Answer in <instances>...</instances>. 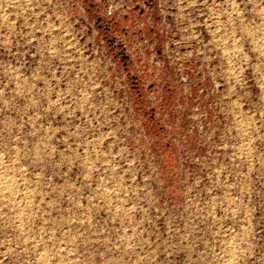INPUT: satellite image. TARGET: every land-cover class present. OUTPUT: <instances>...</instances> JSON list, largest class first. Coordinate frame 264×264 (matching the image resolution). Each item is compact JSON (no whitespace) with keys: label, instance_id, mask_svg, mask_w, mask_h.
<instances>
[{"label":"rangeland","instance_id":"obj_1","mask_svg":"<svg viewBox=\"0 0 264 264\" xmlns=\"http://www.w3.org/2000/svg\"><path fill=\"white\" fill-rule=\"evenodd\" d=\"M0 264H264V0H0Z\"/></svg>","mask_w":264,"mask_h":264}]
</instances>
